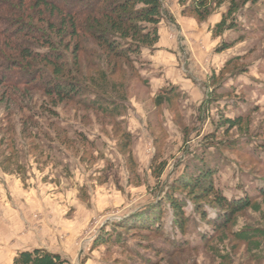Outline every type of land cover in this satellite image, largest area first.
Returning a JSON list of instances; mask_svg holds the SVG:
<instances>
[{"label":"rangeland","instance_id":"1","mask_svg":"<svg viewBox=\"0 0 264 264\" xmlns=\"http://www.w3.org/2000/svg\"><path fill=\"white\" fill-rule=\"evenodd\" d=\"M161 2L166 16L159 29L168 25L183 50L182 77L189 84L165 79L144 49L138 79L115 118L77 101L53 106L36 90L0 103V264H13L16 254L34 249L59 253L63 264H264V198L237 215L207 249L185 253L172 252L160 235L135 229L128 219L157 211L164 235L175 236L166 201L172 194L184 205V238L196 239V209L210 220L215 212L203 189L183 188L186 178L214 169V183L228 197L240 193L236 188L264 186V0L237 8L227 19L236 30L219 37L212 30L227 2L203 23L182 16L175 0ZM175 17L202 25L204 41L183 35ZM236 39L232 48L218 50ZM197 46L205 52L201 64L193 58ZM157 97L174 99L156 107ZM239 118L233 128L225 122ZM153 159L155 168L165 163L159 179L150 171Z\"/></svg>","mask_w":264,"mask_h":264},{"label":"trees","instance_id":"2","mask_svg":"<svg viewBox=\"0 0 264 264\" xmlns=\"http://www.w3.org/2000/svg\"><path fill=\"white\" fill-rule=\"evenodd\" d=\"M161 1L0 0V103L4 98L8 104L14 103V95L36 90L53 100V106L77 101L108 118L119 116L130 83L138 79L136 65L142 51L158 43L159 24L166 16ZM260 1L177 0V3L182 8V16H192L203 23L215 12L214 8L227 2L226 13L212 30L213 36L219 37L226 30H236V25L227 24V19L232 18L237 8L257 5ZM238 40L223 43L218 50L226 51ZM237 61L238 58L227 61L219 76ZM211 80L213 85L217 83L215 75ZM141 82L145 83V79ZM173 95L174 89L168 96ZM208 97L206 103L210 104L212 97ZM172 99L157 97L154 103L159 107ZM225 122L233 128L241 120ZM52 126L67 134L65 129ZM260 148L264 152V145ZM164 169L165 163L155 168V159L152 160L150 171L154 178L159 179ZM215 174L214 169L203 168L182 182L186 190L203 189L205 196L211 198L210 209L215 212L210 220L203 209H196L199 217L193 229L196 239L184 238L187 224L184 205L172 194H166V201L173 214L175 236L164 235L160 219L157 221L158 212L150 208L147 210L151 212L139 211L128 216L131 225L160 235L172 252L207 249L215 237L229 229L237 215L251 209L256 199L264 198L262 185H255L249 191L236 188L240 193L228 197L215 185ZM111 240L104 235V242ZM64 262L58 254L38 249L20 252L13 259V264Z\"/></svg>","mask_w":264,"mask_h":264},{"label":"crops","instance_id":"3","mask_svg":"<svg viewBox=\"0 0 264 264\" xmlns=\"http://www.w3.org/2000/svg\"><path fill=\"white\" fill-rule=\"evenodd\" d=\"M175 1L177 3V0ZM176 24H179L182 34H186L188 38L192 39V41L198 43L204 41L202 38V25L198 26L193 20L182 17L176 18ZM167 26L168 25H164V27L158 30V43L153 48L148 49L147 51L145 50L143 56L146 58V60L149 58L148 61L150 62V66L152 68L155 67L158 69V71L163 74L165 79L170 80L173 84H177L178 86L182 85L183 83L189 84V82L187 83L182 77V75L185 77V74L183 73L186 72L184 69L187 68V62L184 57L185 54L178 46L174 35H170L169 28ZM197 48L195 47L196 51L193 55V58L196 60L197 64H201L200 60L202 59L203 51L198 46ZM204 48V50H207L206 46H204ZM196 54L199 58L196 57ZM44 250L50 252L47 249ZM54 254L59 255V253L56 252Z\"/></svg>","mask_w":264,"mask_h":264}]
</instances>
